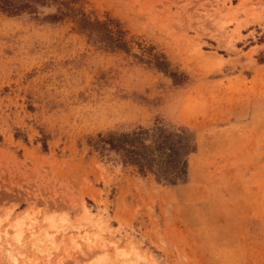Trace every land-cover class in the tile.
I'll list each match as a JSON object with an SVG mask.
<instances>
[{
    "label": "rangeland",
    "instance_id": "obj_1",
    "mask_svg": "<svg viewBox=\"0 0 264 264\" xmlns=\"http://www.w3.org/2000/svg\"><path fill=\"white\" fill-rule=\"evenodd\" d=\"M78 4L130 51L0 10V264H264V0ZM157 123L194 134L184 183L88 143Z\"/></svg>",
    "mask_w": 264,
    "mask_h": 264
},
{
    "label": "trees",
    "instance_id": "obj_2",
    "mask_svg": "<svg viewBox=\"0 0 264 264\" xmlns=\"http://www.w3.org/2000/svg\"><path fill=\"white\" fill-rule=\"evenodd\" d=\"M79 0H0V10L17 15L37 13L40 8H52L45 14L51 21L69 18L89 40L104 48L130 51L127 29L117 17L90 18L78 4ZM152 66L172 78L176 71L170 68L163 54H152ZM90 146L100 154L113 153L123 165H131L141 175L151 174L158 183L176 185L187 181L188 155L195 148L192 130L173 128L163 123L138 127L130 131H107L88 138Z\"/></svg>",
    "mask_w": 264,
    "mask_h": 264
}]
</instances>
